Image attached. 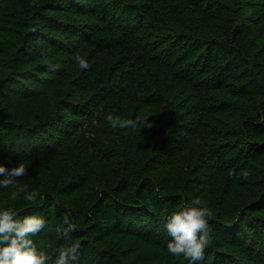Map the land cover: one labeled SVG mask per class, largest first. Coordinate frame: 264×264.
<instances>
[{"label": "trees", "instance_id": "obj_1", "mask_svg": "<svg viewBox=\"0 0 264 264\" xmlns=\"http://www.w3.org/2000/svg\"><path fill=\"white\" fill-rule=\"evenodd\" d=\"M113 111L151 127L113 128ZM18 162L0 206L44 217L49 253L189 264L164 223L199 198L196 264H264V0H0V163ZM19 184L42 201L14 199Z\"/></svg>", "mask_w": 264, "mask_h": 264}, {"label": "clouds", "instance_id": "obj_2", "mask_svg": "<svg viewBox=\"0 0 264 264\" xmlns=\"http://www.w3.org/2000/svg\"><path fill=\"white\" fill-rule=\"evenodd\" d=\"M74 61L79 69L90 67L88 60L80 53L74 55ZM147 118L137 115L134 119H122L113 111L105 119L113 128L128 126L141 129L151 127ZM26 171L24 162L11 167L0 163V188L16 187L18 178L23 177ZM21 192L23 200L29 203L41 202L43 199L36 188H30L27 184H19V191L13 192V198ZM211 216L212 212L199 198L174 211L164 223V229L171 238L166 242L168 252L173 256H183L189 264L202 260L205 248L211 243L208 224ZM46 223L42 216L19 218L18 210L14 207L0 206V264H79L80 243L77 241L59 247L55 254L37 246L32 237L40 233ZM74 229L71 217L65 214L62 225L57 226L56 231L70 238Z\"/></svg>", "mask_w": 264, "mask_h": 264}, {"label": "rangeland", "instance_id": "obj_3", "mask_svg": "<svg viewBox=\"0 0 264 264\" xmlns=\"http://www.w3.org/2000/svg\"><path fill=\"white\" fill-rule=\"evenodd\" d=\"M85 129H86V130H85L86 136H88V135H89V132H90V130H89L90 127H85ZM86 140H87V139H86Z\"/></svg>", "mask_w": 264, "mask_h": 264}]
</instances>
